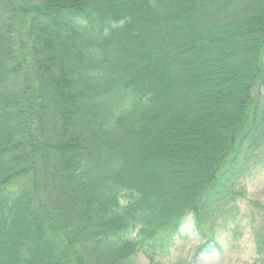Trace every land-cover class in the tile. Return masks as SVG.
<instances>
[{
    "label": "trees",
    "instance_id": "1",
    "mask_svg": "<svg viewBox=\"0 0 264 264\" xmlns=\"http://www.w3.org/2000/svg\"><path fill=\"white\" fill-rule=\"evenodd\" d=\"M262 166L264 0H0V264L210 249Z\"/></svg>",
    "mask_w": 264,
    "mask_h": 264
},
{
    "label": "rangeland",
    "instance_id": "2",
    "mask_svg": "<svg viewBox=\"0 0 264 264\" xmlns=\"http://www.w3.org/2000/svg\"><path fill=\"white\" fill-rule=\"evenodd\" d=\"M253 172H246L242 182L234 185L237 193L222 208L201 211L202 228L214 237L210 249L196 251L202 236L195 219L190 217L174 243L157 252L154 260L140 253L131 259L133 264L264 263L258 240L261 237L264 241V166Z\"/></svg>",
    "mask_w": 264,
    "mask_h": 264
}]
</instances>
